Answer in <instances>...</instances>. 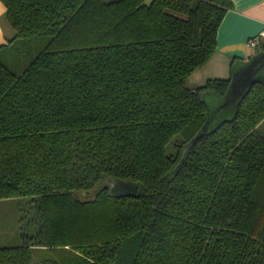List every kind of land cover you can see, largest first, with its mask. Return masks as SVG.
Segmentation results:
<instances>
[{"label":"trees","instance_id":"16d2710c","mask_svg":"<svg viewBox=\"0 0 264 264\" xmlns=\"http://www.w3.org/2000/svg\"><path fill=\"white\" fill-rule=\"evenodd\" d=\"M1 1L0 199L32 198L39 226L0 264H36L35 247L51 264H264V83L209 132L203 94L245 59L187 84L231 1Z\"/></svg>","mask_w":264,"mask_h":264},{"label":"crops","instance_id":"0c3cea01","mask_svg":"<svg viewBox=\"0 0 264 264\" xmlns=\"http://www.w3.org/2000/svg\"><path fill=\"white\" fill-rule=\"evenodd\" d=\"M230 1L232 7L225 13L217 31L215 51L207 62L193 72L206 70V75L228 78L230 63L234 57L247 59L256 52L258 46L264 45V34L261 35L264 31V0ZM14 35L15 30L7 19L6 6L0 0V44L7 43ZM255 36L258 37L259 43L257 46H251L249 39ZM45 262L50 264L52 260Z\"/></svg>","mask_w":264,"mask_h":264},{"label":"rangeland","instance_id":"374dc122","mask_svg":"<svg viewBox=\"0 0 264 264\" xmlns=\"http://www.w3.org/2000/svg\"><path fill=\"white\" fill-rule=\"evenodd\" d=\"M259 40V39H258ZM259 43V41H258ZM264 72V69L262 70ZM206 70L193 72L187 77L189 87H197L205 84L208 79L216 78L211 75H206ZM261 73V72H260ZM203 100L206 107L207 122L203 127V131H212L222 122L232 119L237 111L235 103H229L228 99L213 91H207L203 94ZM262 123L259 128L263 130ZM168 152L172 151V145L169 144ZM107 186L109 183L105 180L98 185ZM96 189L93 190H78L75 191V197L81 200H90L95 196ZM39 212L32 198H5L0 199V246L4 245H20L23 243L21 232L33 234L38 222ZM41 227V226H40ZM62 239V238H59ZM52 242L55 239H51ZM59 243V241H57ZM37 264H47L45 259L52 257L48 249H34L33 251ZM51 264V263H50Z\"/></svg>","mask_w":264,"mask_h":264},{"label":"water","instance_id":"95a60500","mask_svg":"<svg viewBox=\"0 0 264 264\" xmlns=\"http://www.w3.org/2000/svg\"><path fill=\"white\" fill-rule=\"evenodd\" d=\"M153 0H144L143 5H150ZM264 50H260L257 53H254L249 59L237 60L233 66V76L229 85V89L225 96L228 99V102L235 103L238 107V104L244 94L249 90L251 85L255 81H262L264 83ZM261 72V73H260ZM207 122V121H206ZM206 123L204 124V126ZM203 126V127H204ZM201 132H209L203 131ZM188 145L184 146L182 156L186 153ZM113 182V192H110L112 195H136L138 190V183H132L130 181L110 179ZM116 191V192H115Z\"/></svg>","mask_w":264,"mask_h":264},{"label":"built area","instance_id":"2783aa9c","mask_svg":"<svg viewBox=\"0 0 264 264\" xmlns=\"http://www.w3.org/2000/svg\"><path fill=\"white\" fill-rule=\"evenodd\" d=\"M262 34H264V31L261 33V35ZM249 44L251 45V46H255V45H257L258 44V37H251L250 39H249Z\"/></svg>","mask_w":264,"mask_h":264},{"label":"flooded vegetation","instance_id":"af4514ba","mask_svg":"<svg viewBox=\"0 0 264 264\" xmlns=\"http://www.w3.org/2000/svg\"><path fill=\"white\" fill-rule=\"evenodd\" d=\"M105 182L109 183V192H113V182H111L109 179H105ZM116 192V191H115Z\"/></svg>","mask_w":264,"mask_h":264}]
</instances>
